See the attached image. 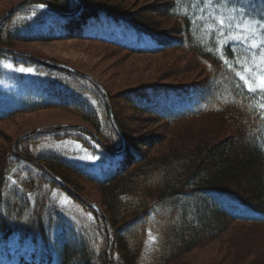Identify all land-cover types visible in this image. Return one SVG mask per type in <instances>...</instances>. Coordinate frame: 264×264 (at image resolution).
<instances>
[{
  "label": "trees",
  "instance_id": "obj_1",
  "mask_svg": "<svg viewBox=\"0 0 264 264\" xmlns=\"http://www.w3.org/2000/svg\"><path fill=\"white\" fill-rule=\"evenodd\" d=\"M80 1L79 12L72 17H62L53 5L71 14L78 7L75 0H50L52 6L36 1L23 7L20 10H28L26 18L30 23L10 30V18L1 22L0 47L11 48L16 41L78 39L130 54L181 50L189 55L187 63L202 70V79L178 85L147 82L118 93L113 99L107 94L113 119L125 138L128 132L120 115L114 113L119 103L148 115L152 121L167 126L178 124L168 150L157 157H149L142 151L155 140L150 137L133 140L132 146L126 141L123 153L115 155L114 151L123 148V140L110 119L103 134L94 105L78 89L58 86L52 81L40 80L36 88L43 84L48 88L42 92L35 88L32 98L27 99L31 103L0 110V120L49 108L71 112L90 123L94 135L82 131L56 132L99 137L103 145L99 144L102 150L98 153L109 163L101 167L104 170L101 173L105 174L102 176L54 153L33 158L19 147L33 137L20 142L15 152L12 144L8 153L0 150V257L9 256L12 240L16 239L17 245L32 246L31 260L37 258L41 264H109L106 252L110 240L104 222L93 213L95 237L82 235L64 219L54 202L52 189L57 187L56 182L26 159L43 164L80 195L81 181L100 191L98 206L113 231L110 251L113 264H143L148 251L146 242L151 236L155 245L145 264H189L182 261L184 254L213 242L231 223L250 224L249 228L254 229L264 227V115L258 96L249 93L236 75L237 71L249 75L243 69L253 66L259 57L253 53L258 50L251 49L252 40L248 44L230 42L223 46L227 35L221 36L218 30L221 16L226 21L225 33L229 31L228 23L233 26L241 23L251 29L257 19H264V0L251 3L213 0L212 4L206 0H163L162 6L150 9L174 20V27L168 31L170 37L153 32L157 25L145 11L129 17L119 5L105 8L97 0ZM41 4L43 8L39 7ZM39 9L43 12H37ZM231 31L239 29L233 27ZM253 39L259 42L264 35H254ZM4 56L27 66L41 67L49 75L62 74L90 84L109 116L98 89L88 80L0 52V57ZM10 76L25 84L36 81L17 73L0 74V84ZM40 93L47 97L40 98ZM183 121H198V130L181 129L179 124ZM254 237L245 233L230 239L231 259L214 264H264V243L258 245ZM254 250L255 258L245 262ZM24 264L33 263L24 260Z\"/></svg>",
  "mask_w": 264,
  "mask_h": 264
},
{
  "label": "rangeland",
  "instance_id": "obj_2",
  "mask_svg": "<svg viewBox=\"0 0 264 264\" xmlns=\"http://www.w3.org/2000/svg\"><path fill=\"white\" fill-rule=\"evenodd\" d=\"M20 1L21 0H0V16L4 13L6 14L8 9ZM97 1L106 5L104 6L105 8L119 5L125 9L124 11L128 13L129 17L136 12L145 11L150 21L157 25V30L153 32L156 35L161 34L170 37L168 31L174 27V20L164 16L161 11L152 12L150 9L154 6H162L164 4L163 0ZM78 10L79 5L77 10L71 14L77 13ZM27 11L28 10H19L10 17V30L22 28L20 24L27 26L30 23V20L26 18ZM37 12H43V10L39 9ZM120 41H122L121 38ZM10 47V49L25 53L33 58L39 60L48 59L49 62L61 65L64 64L81 73L92 76L98 81L105 92H107L106 95L109 94L112 99L116 97L118 93H122L147 82H157L163 85H178L193 79H202L200 75L202 74V70L193 67L190 62L187 63V61H189V55L181 50H170L151 55L130 54L101 43L78 39L52 42L35 41L27 43L16 41L13 42ZM255 62L259 63V57L256 58ZM20 69H30L31 71H20ZM16 73L22 76L32 77L36 81L34 83L26 82V84L31 86L28 87L22 81H14V83H11L4 80L3 83L0 84V88L3 89L0 91V110H9L10 108L31 103L28 102L27 99L32 98L30 95L34 92L40 80L52 81L58 86L64 85L68 88L78 89L80 94L96 108L100 122L98 126L103 129L102 133L104 134V131L107 132L109 128L108 120L110 117L104 113L102 103L90 84L78 82L62 74L58 75L56 73H51L53 75H49L47 71L41 67L34 65L27 66L6 56L0 57L1 76L5 74L15 75ZM38 78L40 79L37 80ZM45 88L48 87L46 84H43L39 85L36 90L37 92H42ZM257 96L260 108V105L264 103V98L260 95ZM39 97L45 98L47 95H42L40 93ZM113 101L115 102L116 100ZM109 104L111 107L110 100ZM261 111L264 115V109H261ZM114 113L120 115L121 122L128 132V136L125 139L129 141V145L132 146V143H134L132 142L133 140L141 139L142 137L155 139L142 150L149 157H157L165 153L173 140L172 136L175 134V128L178 129V124L167 126L161 121H152L148 115L138 114L132 111L129 106L122 103L116 105ZM197 122L195 121V124L194 121H183L179 125L181 129L198 130L199 127L197 126ZM60 125L82 126L88 131L92 130L90 123L82 120L71 112L58 108L17 114L12 118L0 120V150L4 151L5 154L8 153L11 144L13 145L20 136L35 128L44 127L46 130H53ZM19 147L33 158H39L40 156L54 153L72 163L82 166L91 173L94 172L96 175L105 176V174L101 173V167L106 165L108 161L102 158L100 153H98L99 150L102 149L99 147L96 140L87 134H63L61 132H52L51 134L33 137L31 140L20 144ZM113 159L112 157L111 163L114 164L115 160ZM78 187L81 193V195H79L85 201L89 203L95 202L97 205L101 203L100 191L95 188V186L88 182L81 181ZM52 196L59 212L70 225L80 231L84 236L95 237L96 220L94 214L88 207L59 187H54L52 189ZM250 226V224L231 223L228 229L216 240L184 254L181 259L183 262L189 264L227 263L228 260L231 259V253L228 250V241L230 239L239 237L245 233H250L252 237L255 236V242H258V245L264 243V227L259 226L261 229H254L249 228ZM12 242L8 254L9 256H1L0 264H24V260H30L33 264H41L38 262L37 258L34 261L31 260L30 254L33 252L32 246L29 244L17 245L15 244L16 239H13ZM154 245V237L151 236V239L146 242L145 248H147L148 251H146L143 256V264L150 260L149 256ZM255 254L256 251H252L247 255L244 261H252V259L255 258Z\"/></svg>",
  "mask_w": 264,
  "mask_h": 264
},
{
  "label": "water",
  "instance_id": "obj_3",
  "mask_svg": "<svg viewBox=\"0 0 264 264\" xmlns=\"http://www.w3.org/2000/svg\"><path fill=\"white\" fill-rule=\"evenodd\" d=\"M35 1L36 0H22L21 2L15 4L13 7H11L6 12V14L3 17L0 18V23L3 22V21H5L8 17H10L11 14H13L19 8L24 7V6H26V5H28V4L32 3V2H35ZM44 1H46V2L50 3L51 5H53L50 2V0H44ZM75 1L78 3L79 8H81V6H82L81 1L80 0H75ZM53 7H54L55 11H57L58 13H60L63 16H72V15H74V14L69 15V14L63 13L57 7H55L54 5H53ZM0 51L5 52V53H10V54H14V55H18V56H22V57L28 58V59L34 60L36 62L42 63L44 65H48V66H51L53 68H56L58 70L66 71V72L72 73L74 75H77V76L86 78V79L90 80L91 82H93L97 86V88L99 89V91H100V93H101V95H102V97H103V99L105 101L106 108H107L108 113L110 115V120H111V123H112V126H113L114 130L122 138L123 145L124 146L126 145V139H125L124 135L122 134V132L120 131V129L118 128L116 122L113 119L112 109L110 107L109 100H108V97L106 95V92L102 88V86L98 83V81H96L92 76H90L88 74H85V73H81V72L75 70L72 67H69V66H66V65L52 63V62H49V61L39 60V59L33 58L30 55H27V54L22 53V52L15 51V50L10 49V48L0 47ZM69 129L81 130V131H88L85 127H82V126H67V125H60L58 128H55L54 130H69ZM47 132H50V131L44 129V127H40V128H36V129H34L32 131H29V132L24 133L22 136H20L13 143V145L11 146L12 151L15 152L16 146L22 140H24V139H26V138H28V137H30L32 135H35V134L47 133ZM97 141L100 142V140L98 138H97ZM117 153L120 154L121 152H117ZM29 161L32 162L33 164H35L36 166L40 167L44 172H46L52 179H54L67 192H69L70 194H72L77 199L82 200L88 207H90L105 222V224L107 226V229L110 231L111 227L109 225L107 216L102 212L101 208L96 203H89V202L84 201L82 199V197L78 193H76L69 186H67L66 183H64L61 179H59L58 177L54 176L43 164H41V163H39L37 161H31V160H29ZM109 240H110V244H109V248H108V250L106 252V255H107V259H108L109 264H113L112 263V260H111V257H110V251L112 249V237L111 236H109Z\"/></svg>",
  "mask_w": 264,
  "mask_h": 264
},
{
  "label": "snow or ice",
  "instance_id": "obj_4",
  "mask_svg": "<svg viewBox=\"0 0 264 264\" xmlns=\"http://www.w3.org/2000/svg\"><path fill=\"white\" fill-rule=\"evenodd\" d=\"M207 3L212 4L213 0H206ZM247 2H255V0H247ZM39 7L43 8L44 5L41 4ZM242 11H246L241 7ZM235 11V8H234ZM247 20V17H245ZM225 18L221 16L220 20L218 21L219 24V32L221 36L227 35V39L224 42L223 46H227L230 42L241 43V44H248L250 40L253 42L251 43V49L258 50V52H254L255 55H259V63L253 61L252 67H245L243 71L245 73H249L248 76L242 75L241 72L237 71L236 75L239 76V79L243 81V86H246L249 93L253 95H260L264 98V40L256 42L253 37L254 35H264V19H257L256 23H254L251 29L244 26V24L238 23L236 25H232L228 23L229 31L225 33ZM235 27L239 29L237 32L231 31V29ZM222 59H224L222 57ZM225 64H228V61L225 59ZM228 67L231 68L232 65L228 64ZM20 71H31L30 69H20ZM261 109H264V103L260 105Z\"/></svg>",
  "mask_w": 264,
  "mask_h": 264
}]
</instances>
